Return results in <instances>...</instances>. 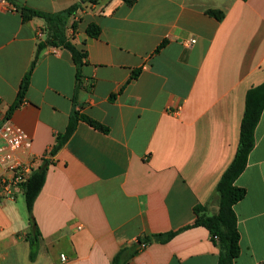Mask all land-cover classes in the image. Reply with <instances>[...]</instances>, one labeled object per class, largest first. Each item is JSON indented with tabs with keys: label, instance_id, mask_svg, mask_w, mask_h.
Listing matches in <instances>:
<instances>
[{
	"label": "crops",
	"instance_id": "crops-1",
	"mask_svg": "<svg viewBox=\"0 0 264 264\" xmlns=\"http://www.w3.org/2000/svg\"><path fill=\"white\" fill-rule=\"evenodd\" d=\"M7 2L0 3V111L32 137L36 169L49 165L33 207L34 259L24 192L0 203V235L28 247L32 264H113L123 248L175 233L127 264H218L209 230L191 226L197 206L217 213L216 188L237 152L247 91L264 82V0ZM74 5L66 34L87 54L82 67L69 51L46 47L9 114L46 38L45 21H24L17 7L55 14ZM91 23L101 29L97 38L87 35ZM74 111L108 132L81 120L52 155ZM235 185L246 195L234 206L241 246L234 264H264V110Z\"/></svg>",
	"mask_w": 264,
	"mask_h": 264
},
{
	"label": "trees",
	"instance_id": "trees-1",
	"mask_svg": "<svg viewBox=\"0 0 264 264\" xmlns=\"http://www.w3.org/2000/svg\"><path fill=\"white\" fill-rule=\"evenodd\" d=\"M90 3H97L99 0H86ZM127 4L131 5L136 0H124ZM247 1V0H242ZM80 5H74L73 7L55 14H49L37 10H33L26 7H17L22 13L23 20L29 21L33 18H41L46 24V38L44 41L39 42L37 47V54L33 61L32 67L26 77L24 78L21 89L18 96V102L13 106L9 112L11 114L16 109L22 99L24 98L26 91L29 87L30 77L32 70L34 69L39 54L48 46L61 48L69 51L72 54L73 60L77 67L80 69L83 65V61L86 59L87 54L84 50L78 49L71 39L67 36L66 31L69 22L73 15L76 14ZM207 13L215 17L218 21H222L225 14L219 10H208ZM76 24L72 25L75 28ZM87 35L91 38L99 37L101 33L100 27L91 23L87 27ZM165 45L157 49V52ZM138 72H134L132 79L136 78ZM264 110V82L258 86H254L247 91L246 104L244 117L241 123L240 140L237 148L236 155L223 173L217 188L216 193L218 195V211L214 215H207L204 206H197L195 211L197 218L191 227L203 226L209 230L213 242L219 248V261L218 264H234L235 260L241 253L240 246V233L238 229L237 215L234 211V206L246 195V190L239 188L235 185L238 177L244 172L248 157L251 151L255 147V131L261 119ZM86 121L96 129L102 132H108V128L102 124L90 119L87 116L80 115L78 111H74L70 117L69 124L66 131L63 134H59L56 137L55 145L51 150V154L55 155L74 134L79 121ZM49 162L45 161L38 169L34 170L29 179L23 186V192L25 195L27 211L29 214V221L31 230L26 236V240L31 246V258L34 259L36 255V249L39 241V230L36 225L33 216L34 202L41 192L46 180V173ZM175 233L167 235H155L152 238H145L141 241L140 247L134 246L132 248H123L119 254L113 260V264H127L143 247L151 243L153 240L167 241L173 237Z\"/></svg>",
	"mask_w": 264,
	"mask_h": 264
},
{
	"label": "built area",
	"instance_id": "built-area-1",
	"mask_svg": "<svg viewBox=\"0 0 264 264\" xmlns=\"http://www.w3.org/2000/svg\"><path fill=\"white\" fill-rule=\"evenodd\" d=\"M0 3L10 6L7 0ZM32 147V137L0 111V203L23 194L24 184L36 169ZM61 258L66 260L64 255Z\"/></svg>",
	"mask_w": 264,
	"mask_h": 264
},
{
	"label": "rangeland",
	"instance_id": "rangeland-1",
	"mask_svg": "<svg viewBox=\"0 0 264 264\" xmlns=\"http://www.w3.org/2000/svg\"><path fill=\"white\" fill-rule=\"evenodd\" d=\"M0 262L2 264H32L28 247L10 234L0 235Z\"/></svg>",
	"mask_w": 264,
	"mask_h": 264
}]
</instances>
